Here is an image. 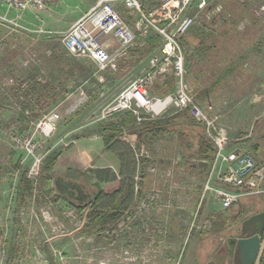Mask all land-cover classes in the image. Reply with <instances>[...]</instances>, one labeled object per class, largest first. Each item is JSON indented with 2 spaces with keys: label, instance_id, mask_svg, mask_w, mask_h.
Segmentation results:
<instances>
[{
  "label": "rangeland",
  "instance_id": "1",
  "mask_svg": "<svg viewBox=\"0 0 264 264\" xmlns=\"http://www.w3.org/2000/svg\"><path fill=\"white\" fill-rule=\"evenodd\" d=\"M94 1L57 0L50 4L51 9L58 2L63 7L64 15L56 24L54 19L49 22L42 19L46 10L32 8L35 17L40 18H31L35 19V25H41L36 34L0 22V256L3 252L5 264H141L139 261L143 260L156 264H236L234 245L229 241L241 238L244 220L264 211V197L262 201L246 199L223 211L214 196H203L206 175L198 174L200 166L191 169L196 160L190 152L194 140L190 134L198 131L197 126L188 134L183 127L165 124L162 132L166 134L141 144L138 150L135 140L127 142L130 135L123 132L122 140L135 153L143 154L137 160L147 161L143 167L137 162L134 190L139 191L140 199L154 192L160 197L155 205L158 210L153 208L143 221L138 219L133 230L124 231L120 224L123 213L95 233L81 232L87 208L80 209L59 195L53 183L55 177L65 175L74 179L76 173L53 169L43 188L38 185L39 175L36 182L27 177L30 161L21 163L25 154L13 138L22 140L34 134L41 118L51 113L59 115L51 136L42 139L41 132L35 134L45 146L46 156L53 152L71 156L70 151L75 148L80 153L75 170L82 174L80 181L94 195L97 187L86 173L93 171L95 175L96 168L105 166L115 171L113 159L104 152V142L99 138L102 129L116 120L117 113L108 109L137 76L149 71L151 55L159 54L160 38L151 31L150 36L155 37L152 48L146 46L140 50L142 53L135 49L130 52L131 48L118 61L115 71H98L89 60L75 57L61 46L62 36L75 23L69 20L71 15L87 3L91 7ZM199 1H192L188 14L195 12ZM211 4L222 7L219 15L211 19H217V23L205 28L209 20L199 14L194 25L200 28L196 38H187L186 45L182 42L186 82L192 88L193 98L200 91H207L203 101L194 100L203 107H212L219 118L218 128L227 131L232 140L229 146L235 145L232 143L235 139L245 140L246 150L253 153L261 167L264 166V0H214ZM2 7L0 4V14ZM119 12L130 22L125 10ZM220 17L226 18L224 23L218 21ZM53 25H59L61 30L43 36L44 27L56 28ZM23 73L26 76H21ZM155 85L156 82L149 88L148 96L164 99L167 95H159ZM49 90L55 94L52 100L45 95ZM22 105H28L26 120L21 118ZM39 105L49 107L40 115L36 108ZM161 106L156 104L154 108ZM176 113L169 106L155 118L167 119ZM39 168L40 173L43 162ZM141 173L145 176L143 183ZM23 178L30 182L28 189L22 186ZM97 185L99 188L102 184ZM19 195L23 196L22 202ZM136 201L133 200L131 210ZM249 205L252 208L244 212V206ZM132 231L134 242L124 236ZM125 250L135 255L133 261L125 260ZM80 255L82 260L77 261Z\"/></svg>",
  "mask_w": 264,
  "mask_h": 264
},
{
  "label": "built area",
  "instance_id": "2",
  "mask_svg": "<svg viewBox=\"0 0 264 264\" xmlns=\"http://www.w3.org/2000/svg\"><path fill=\"white\" fill-rule=\"evenodd\" d=\"M57 0H0L7 11L23 12L27 8L47 10L50 4ZM193 0H95L94 6L81 19L76 21L62 36L61 45L71 55L85 58L92 62L98 71H115L118 61L128 54L129 49L143 47L148 42L150 32L159 36V54H153L149 60V71L137 76L110 105L108 111L120 113L130 111L136 117L137 123L142 116L153 119L172 106L176 112L186 110L188 115L204 128L205 136L215 147L213 162L206 173L202 194L215 197L221 210L229 209L239 198L245 195L264 196V166L259 167L253 153L248 150L227 148L231 139L218 128L217 117L210 105L203 107L194 100L192 88L185 79V50L182 39L196 23L199 14L203 13L207 20L217 17L222 7L211 4L214 0H200L193 14L188 9ZM127 12L134 23L129 26L121 17L119 10ZM0 22L13 24L5 16H0ZM14 25V24H13ZM42 31H39V33ZM140 40L138 44L137 41ZM108 41L115 43V48ZM166 77L174 79V92L164 99L148 96L149 88L157 81ZM99 78V77H98ZM131 94V95H130ZM130 95V96H129ZM155 104L161 107L153 108ZM143 113H141V111ZM59 119L57 113L45 115L37 123L34 134L19 140L13 138L15 145L25 156L21 163L30 161L27 177L36 182L39 167L48 152L35 138L37 131L41 138H49L54 131V123ZM232 141V140H231ZM138 156H143L141 151ZM134 208L127 210L120 221L124 231L128 230L138 219L144 220L145 214L158 207V192L144 199L138 197ZM38 257H41L39 254ZM125 260L131 262L135 255L125 250ZM264 264V256H263ZM6 258L2 252L0 264H5Z\"/></svg>",
  "mask_w": 264,
  "mask_h": 264
},
{
  "label": "trees",
  "instance_id": "3",
  "mask_svg": "<svg viewBox=\"0 0 264 264\" xmlns=\"http://www.w3.org/2000/svg\"><path fill=\"white\" fill-rule=\"evenodd\" d=\"M225 20L226 18L220 17L218 21L224 23ZM215 23H217V19L206 21L204 27L207 28ZM198 29L200 28L197 26L191 27L183 37L182 42L185 44L187 38L192 36H195L196 38V32H198ZM198 40L199 44L203 43V41H200L201 37L198 38ZM152 41L153 39L150 40L151 43L149 44V47L151 46V48L153 44ZM229 72L230 71H228L227 74ZM155 88L156 92L161 96L173 93V78H164L161 82L157 80ZM207 94V91H200L194 96V98L195 100L203 101ZM45 95L50 100H52L55 96L51 90L45 92ZM21 107V118L26 120L28 117L25 112L28 109V105H22ZM47 107H49V105H39V107L36 106L40 115L47 109ZM115 117L116 120L110 122L102 129L100 138H102L104 142V152H106L114 160L116 173H113L109 169L95 171V175L92 173L93 171H88L86 173V175L93 181V184L97 187L98 192L94 195V198L89 201V203L80 208H87L84 212V225L81 231L83 233H95L104 225L113 223L120 218L125 210H127L133 203L135 197L134 189L137 184V182H135V178L138 174L137 162L140 161V165L143 167L147 161L144 159L137 160V153H135V150L129 145V143L122 140V134L124 131L129 133L132 139L135 140L136 149L138 150V147L141 144L145 142L151 143V141H153L156 137L158 138L160 134H166V132H162L165 128V124L169 123L172 126L183 127L186 129L188 134H190V129L197 126L198 131L194 133V135L190 134V136L194 138V140H192L193 147L190 152L196 160V163H192L194 165H191V169L196 166H200L198 174L204 177L214 159L215 147L213 142L205 136L204 128L201 124L196 123L192 119L190 120L186 110L177 112L167 119H151L149 117L142 116L143 120L139 123H137L136 117L130 111L117 113V116ZM66 161H68V159L62 154V152H53L51 155L46 156L42 161L43 171L41 170L39 173V188H43L46 183L50 181L51 171L53 169L55 171L62 170L65 165L68 164ZM141 174V183H143L145 176L143 173ZM21 181L23 187L26 189L30 187V182L28 180L23 178ZM97 184L102 185L98 188ZM263 197V195H245L239 198V200L233 204L229 210L232 209V207L237 206L240 202L243 203L246 199L254 200L255 198H259L262 201L261 198ZM22 199L23 196L19 195L20 202H22ZM251 208L252 205H249V207L244 206L243 210L244 212H247ZM1 235L0 231V237ZM263 236L264 231L261 238H263Z\"/></svg>",
  "mask_w": 264,
  "mask_h": 264
},
{
  "label": "crops",
  "instance_id": "4",
  "mask_svg": "<svg viewBox=\"0 0 264 264\" xmlns=\"http://www.w3.org/2000/svg\"><path fill=\"white\" fill-rule=\"evenodd\" d=\"M60 2V1H59ZM58 2V5H57V7H55L54 9H51L50 7H52V6H50L49 8H48V10H44L45 12H43L42 13V15H41V17H42V19H45L46 18V20H48V22L51 20V19H54V21H53V23L54 24H56V22L55 21H60L61 20V18L63 17V15H64V11H63V7H61V4ZM94 3H95V1L93 2V4H92V6L90 7V5H89V3H87V4H85L82 8H79V9H77L76 10V12H75V14L73 13L72 15H71V17H70V21H72V20H74L75 22L76 21H78L79 19H81L86 13H88L89 12V10L94 6ZM3 6V5H2ZM66 6H68L67 4H66ZM4 7V6H3ZM2 7V8H3ZM57 8V9H56ZM32 8H28L26 11H25V13L24 14H20V12H17V11H14V10H9V11H7L6 10V8L4 7V10L3 11H1L2 13L0 14L1 16H5L6 18H9L8 20H11L12 22H13V24H10L9 23V25H13L14 27H16V28H21V29H23V30H25V31H29L30 33H32V34H36V31H37V29L41 26V25H35V23L33 22L36 18H38V19H40L39 17H35V15H34V11L33 10H31ZM53 12V13H52ZM10 13V14H9ZM2 14H4V15H2ZM9 14V15H8ZM128 17V16H127ZM31 18H35V19H31ZM51 18V19H50ZM73 21V22H74ZM126 21V20H125ZM129 21V20H128ZM51 23V22H50ZM126 23L129 25V26H131L132 27V25H133V23H134V20H131L130 19V22H127L126 21ZM58 24V23H57ZM53 26H56V28H54V29H47L48 27H44L45 29H43V28H41V29H43L44 30V33H42V35L43 36H45V35H49V34H54V33H56L57 34V32H55V31H58V30H61L60 28V26L59 25H53ZM32 36V35H31ZM151 39H153V41H152V43L153 44H155V37H151L149 40H148V42L146 43V45L145 46H143V47H136V48H133V49H131L130 50V52L132 51V50H134L135 49V52H141L140 50H144L145 49V47L147 46H149V44L151 43L150 42V40ZM112 43V44H111ZM137 43L139 44L140 43V40H138L137 41ZM107 44H111L112 46H113V48H115V43L113 42V41H108L107 42ZM62 46V45H61ZM155 46V45H154ZM64 49V48H63ZM142 53V52H141ZM121 60V59H120ZM91 64H93L92 62H90ZM94 65V64H93ZM95 66V65H94ZM21 76H26L24 73L23 74H21ZM17 79V78H16ZM17 81V80H16ZM160 82L162 81V80H159ZM25 86V85H24ZM59 105V104H58ZM257 120V118H254V122ZM225 133L227 134V131H225ZM228 136V135H227ZM100 138V137H99ZM126 141L127 142H129V143H132L133 142V139H132V137L131 136H128L127 137V139H126ZM232 143H234L235 145H233V146H228V150L229 151H231V150H234V149H241V150H246L247 148H248V145H247V143L245 142V140H242L241 138H238V139H235V141H233ZM70 154H71V156H66L67 157V159H68V161H66V162H68V164L67 165H65V167L62 169V170H60V172H72L74 175H80L81 177L80 178H78V176L76 175V177L74 178V180H78L79 182H75V183H72V182H70L71 184H77V185H79L80 187H81V189L84 187H87L85 184H84V182H82V181H80V180H82L83 179V177H82V174H79L76 170H75V167H74V165L76 164V162H78V155H80V153L78 152V151H76L75 150V148L74 149H72L71 151H70ZM112 158V157H111ZM113 159V158H112ZM81 162V161H80ZM113 162H114V160H113ZM83 161H82V164L81 165H83ZM258 164V163H257ZM80 165V166H81ZM115 166V165H114ZM78 168H76L77 170H80L81 168L79 167V166H77ZM85 167V166H84ZM110 167V166H109ZM115 168V167H114ZM105 169H108V166H105V167H99V168H96V170H94V171H98V170H105ZM76 171V172H75ZM81 171V170H80ZM76 173V174H75ZM114 173H116L115 171H114ZM85 174V173H84ZM74 175H70V176H68V177H74ZM63 176H65V175H62V176H58L59 178H61L62 180L64 179V177ZM65 177H67V176H65ZM56 178V177H55ZM76 178H78V179H76ZM73 179V178H72ZM95 186V185H94ZM96 187V186H95ZM88 188V187H87ZM77 191V190H76ZM92 195H90V200L89 201H91L93 198H94V194L93 193H91ZM60 195V194H59ZM96 195V194H95ZM89 201L87 202V203H89ZM86 203V204H87ZM77 206H78V208H81L83 205H85V204H78V203H75ZM133 204V203H132ZM132 204L130 205V207L127 209V210H130L131 209V206H132ZM127 210H125V212L127 211ZM124 212V213H125ZM136 223V222H135ZM135 223H133V225L130 227V228H132V230H133V228H134V225H135ZM139 225V224H138ZM140 226V225H139ZM126 234L124 235L126 238H132L133 239V242H134V236H135V232L134 231H132L131 233H129V232H125ZM144 247H142V248H140V251H139V253L141 252V250L143 249ZM76 260L77 261H81L82 260V257H81V255L79 256V257H77L76 258ZM139 263H141V264H156V262H153V263H150V261H148V262H146V261H139Z\"/></svg>",
  "mask_w": 264,
  "mask_h": 264
},
{
  "label": "water",
  "instance_id": "5",
  "mask_svg": "<svg viewBox=\"0 0 264 264\" xmlns=\"http://www.w3.org/2000/svg\"><path fill=\"white\" fill-rule=\"evenodd\" d=\"M60 178H55L53 183L58 193L60 192ZM77 191L81 189L79 185L69 183ZM264 231V211L256 213L244 220L240 227L241 238L231 239L230 245H234L236 264H259L261 255L264 253V236H260Z\"/></svg>",
  "mask_w": 264,
  "mask_h": 264
},
{
  "label": "flooded vegetation",
  "instance_id": "6",
  "mask_svg": "<svg viewBox=\"0 0 264 264\" xmlns=\"http://www.w3.org/2000/svg\"><path fill=\"white\" fill-rule=\"evenodd\" d=\"M62 176V175H61ZM64 179L60 180V192L59 193L62 197H65L69 200H71L74 203H78V204H86L89 200H90V195L91 191L89 190V188L87 187H83L82 189H80L79 191H76V188H74L73 186L71 187V185H69L70 182L75 183V182H79L78 180H74L71 178H67L65 176H63ZM261 238V236H260ZM262 256L260 258V262L259 264H262Z\"/></svg>",
  "mask_w": 264,
  "mask_h": 264
},
{
  "label": "bare ground",
  "instance_id": "7",
  "mask_svg": "<svg viewBox=\"0 0 264 264\" xmlns=\"http://www.w3.org/2000/svg\"><path fill=\"white\" fill-rule=\"evenodd\" d=\"M130 95H131V94H130ZM130 95H129V96H130ZM155 105H156V104H155ZM153 108H154V106H153Z\"/></svg>",
  "mask_w": 264,
  "mask_h": 264
},
{
  "label": "clouds",
  "instance_id": "8",
  "mask_svg": "<svg viewBox=\"0 0 264 264\" xmlns=\"http://www.w3.org/2000/svg\"><path fill=\"white\" fill-rule=\"evenodd\" d=\"M264 254V253H263Z\"/></svg>",
  "mask_w": 264,
  "mask_h": 264
}]
</instances>
